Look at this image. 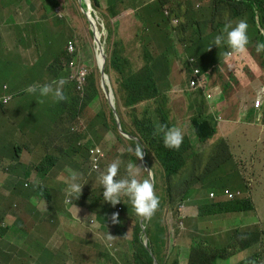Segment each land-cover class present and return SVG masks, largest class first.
<instances>
[{"label":"rangeland","instance_id":"rangeland-1","mask_svg":"<svg viewBox=\"0 0 264 264\" xmlns=\"http://www.w3.org/2000/svg\"><path fill=\"white\" fill-rule=\"evenodd\" d=\"M7 0H2L1 2H6ZM97 5L94 7L91 2L92 0H17L18 14L15 17V24L11 27H7L4 34H6L7 41H13L18 33L17 26L19 23L33 24L39 26V20L41 25L48 26L49 19L52 17L53 13H57L59 16H64L65 23H69V27L72 29L73 33L78 37L79 44H83L79 51L76 52L75 56H79L80 60L93 71L94 81L99 90V106L97 104L87 103L92 108V120L91 126L94 132H90L87 128L88 118L85 114H81L77 117V123L72 124L71 120H67L66 124L61 125L59 129V134H66L67 140L69 141V136L67 134L66 128L71 125V131L79 132L76 133L75 145L84 144L87 139H90V144L86 148V152L83 154L79 150H72L70 154L73 155L71 161L68 164H64L62 157H57L51 167L47 168L45 173L40 175L36 172L35 165L39 164L43 157H40L42 153V148L45 145V140H33L34 147L31 148L33 152V157H22L25 165L29 168L32 173L31 176L24 178V181L29 182L31 186L39 187L42 181L47 180L51 177L50 182L54 189H60V192L55 196L56 198H61L67 184L64 181V169L66 167L72 168L74 171L80 174L79 182L83 185V181L88 182L90 185V190L94 191L96 189L103 190L102 186L99 184L98 177L100 172L104 171L106 167L114 160H119L120 169L117 179L127 177V165L129 163L136 164L140 169L138 170L137 179L143 180L148 178L146 175V162L153 167L154 170V188L155 193L158 197H161L165 201V207L163 211H159L152 220L160 219L168 227L176 226L172 229V232L177 237V227L181 228L180 231H184V234L188 235V238H195L193 236L192 229H200V233L196 234L199 239L207 241L208 243L214 245L215 247L221 246L225 248L226 254L230 259V264H241L243 259L248 258L252 254L258 253V258L255 261L256 264H264V122L262 121V112H258L257 116L254 114L253 117H257L254 120H246L247 116L244 115L243 119H238L235 121L226 120L223 124H219L217 127L210 125L212 131H218L220 134L219 140H228L230 130L233 132L239 129L241 131L240 135L233 138L234 142H240V146L236 148L232 146L233 157H236L244 173L248 179H243L240 186L245 194L249 195L251 202L253 203V208L235 211L228 213H221L219 216H225L227 219L224 223L215 221L209 227H200L194 222H190L189 218L192 216L191 213L182 214L183 211H188V206H179L176 200L183 196L185 200H189L190 193L192 192V187L190 185H183L177 187L171 182L170 174L165 171H161L158 161L156 159V154L148 155L143 157V159H137L133 155V152H129V148L132 149V143L130 140L131 136L124 135L120 132V127L125 126L126 130L138 129L143 132L144 140L152 142L155 146L160 149L163 153L161 157H170L169 152L171 149H167L163 146L162 138L160 140H154L151 134L143 131L140 121L149 120L154 122V115L165 116L171 121L187 122L191 125V119L186 114L181 112V103H176L175 101L187 100L192 104L195 102L202 101L206 105V101L216 102L219 98L217 92L212 99L206 98V92L203 90L196 91L189 90L186 86L191 74L189 70V64L187 63V57H189L188 52L184 50L185 42L179 43L177 39V34L172 22L173 18H177L174 15H170V11L176 12L179 15L181 21L188 22L189 19H199L198 22L201 28L209 30L219 35L222 33V28L224 24L219 27V22H229L233 21L230 18V11L226 7L223 8L224 4L221 5V9H215V0H194L189 4H177L179 0H168L167 2L158 5L152 4L154 0H114L113 12L109 9V0H97ZM10 6V3H8ZM53 6V7H52ZM13 11H15L13 6H10ZM136 7V10L133 8ZM194 12H189L188 9L192 8ZM143 8H147L151 12L152 16L147 17L144 14ZM195 9L205 12V14L197 15ZM135 12L142 14V18H137ZM164 15V16H163ZM240 20H245L248 27V36H251V31L253 28L251 18L245 14L240 13L237 15ZM178 19V18H177ZM96 22V25L94 24ZM192 22H195L192 20ZM216 22V25L214 24ZM162 26V31L166 34V38L156 39L157 46L152 43H148L149 36H146L148 32L151 31L152 26H157L160 29ZM21 27V26H20ZM98 28L97 31L94 28ZM198 28V27H197ZM63 31L68 29L63 26ZM201 31V30H200ZM146 33V34H145ZM204 35L203 40L207 42L206 36H210L208 31H201ZM206 35V36H205ZM21 34H18V39L21 38ZM32 38L31 42L36 43V45L28 46L31 48L29 50H24L22 44H19L18 49L25 59L31 60L30 65L34 62H39L40 64H51L54 58V51L60 52L65 46L66 32H61L55 30L52 37V41L47 43L44 37H40V42L38 37L33 39L32 34H28ZM210 38V42L214 41V38ZM146 40L147 42H144ZM22 41V40H21ZM98 41H101L103 47V55L99 58L97 53ZM23 43V42H22ZM52 44V47H51ZM115 47L120 51L123 57L127 59L128 66L133 70H137L142 65L146 64L150 60L148 54L152 55V59H159L162 55L167 53V49H171L166 56L169 59V70L164 74L160 71V68L154 69V78L156 79V84L159 89L156 98L148 99L137 105L129 103L128 94L117 87L118 72L116 70H106L107 55L106 50L111 46ZM257 41L251 40V44L248 47L250 50L249 55L240 56V61L233 58H226L224 53L226 49H220L224 45L211 46V49L218 50L219 53L216 55V59L212 58V64L214 70L216 67L219 71L211 74L208 78L212 81L211 87L218 86L216 79L222 80L224 77H230L233 86L228 90H223V97L215 103L216 107L219 105L223 107V98L232 97L237 95L240 101L244 102L246 100L251 101L256 98L257 90L261 88L264 94V68L259 67V63L264 60V54L257 53L255 46ZM76 45L74 43H68L67 49L72 50ZM209 46V47H210ZM54 51H53V50ZM244 56V58H243ZM217 64V65H216ZM215 65V66H214ZM70 71V70H69ZM68 70L64 71L66 75ZM211 73V71H210ZM66 76L64 77V79ZM37 77L34 78L36 80ZM41 84L42 80L38 77ZM25 85V84H24ZM169 85L168 90L164 88ZM263 87V88H262ZM221 90L222 88L219 87ZM72 89V83L69 82V92ZM172 89L173 91H170ZM225 96V97H224ZM45 99V98H44ZM166 99V100H165ZM245 107V106H244ZM23 111H35V118L29 119L25 118L28 122L44 121L47 115L50 113L45 100L37 105L35 103L34 108L30 106L21 105L16 107L14 100L10 101L5 107L0 108V132L3 130L14 132L15 129L6 122V113H15V110ZM100 110V114L97 115V110ZM112 111V115L110 110ZM190 109V108H189ZM112 117L117 120V125L115 126ZM250 125V126H246ZM26 131V130H25ZM124 132V130L122 129ZM93 133V135H88ZM21 140H23L21 138ZM19 141V139H18ZM17 143L19 144V142ZM210 141L203 143L201 146L202 152L207 160L209 156L213 153L210 149ZM69 144H71L69 142ZM145 145V143H141ZM185 144H183L184 146ZM15 147V143H12ZM105 148L111 149L112 151H117L121 156H115L114 154L106 155L104 154ZM54 153V147H51ZM246 150H251L250 152L244 153ZM77 151V156H74ZM17 148L10 149V156H15L17 154ZM85 157L84 162L76 163L81 157ZM183 157L186 156L184 153H180ZM2 158L3 164L0 166V170L4 173L14 172L19 176L18 181H23L21 166H13L14 157H0ZM1 162V161H0ZM74 163V167L72 165ZM95 165V168L93 167ZM7 167V169H6ZM233 166L228 163L224 166V170L229 172L232 170ZM35 173V174H34ZM242 174V171H239ZM52 176H55L52 178ZM89 176V177H88ZM87 178V179H86ZM60 185V186H59ZM234 188V183L223 182L220 185V193L224 192L226 186ZM245 186L247 188H245ZM168 188L172 192L168 191ZM121 197L124 198L122 195ZM41 199L36 197L34 199L35 206L37 208H43L45 204L39 203ZM101 206L106 207V213L111 217L112 213L122 214L119 217L120 223L113 225H122L127 228L126 236L121 237L117 234H110L108 229H104L101 223L97 219V226L89 225L82 220L83 212L78 210L80 213V218L77 215L74 217L77 221L73 224L65 222L66 226L64 233L61 234V238L54 237L49 241H44L45 236L42 232H38V240L40 244H34L35 249H25L20 248L16 255H14L9 264H34L33 259L39 250L45 245L50 249L51 254L57 255V257L64 256V251L69 250L73 247L72 243L63 242L64 239H77L73 236H77L79 239L75 244H83L88 248V253H85L81 248L79 251L83 256L84 260L90 264H99L98 258L103 259L105 254L110 252L112 257H115L116 262L111 261V264H130V258L132 257V248L130 244L131 232L127 234L129 224L137 223V218H127V215L123 214L124 208L122 206H117L116 208L112 205L106 204V201H101ZM50 211L56 212L57 209L54 204H46V208ZM64 208L69 210V204H63ZM126 207L131 211L133 216H136L132 212L130 203H126ZM167 207V208H166ZM34 210V215L38 214V209ZM77 207L71 209V212H75ZM87 210H90L87 208ZM95 212V210H90ZM166 214L169 215L167 219ZM246 214H252L254 220L258 219L260 222H239V218L245 216ZM181 215V216H179ZM89 216H87L88 218ZM138 217V216H137ZM73 218V217H72ZM249 217L247 220H250ZM141 220V218H140ZM41 220H39L40 222ZM45 224L42 225L48 232H52L58 224V218L49 214L48 218L44 220ZM35 231H38L41 226L36 225L33 227ZM109 228V227H108ZM178 228V229H179ZM253 231H256L257 239L253 236ZM108 233L114 236L112 241H107L106 237ZM174 236V237H175ZM25 235L23 233L11 234L9 233L6 239H0V248L6 252V254H12L17 245L24 247L26 242L24 240ZM87 238V239H86ZM89 239V240H88ZM250 240L251 247L248 250L241 251L239 246L242 244L243 240ZM4 240V241H3ZM87 240V241H85ZM62 244L63 251H53V249ZM89 247L90 251L89 252ZM178 246L174 245L170 250L169 257L172 255L178 256ZM191 254L190 249L186 245H182L180 252L181 264H186L187 259ZM69 257L73 258L74 264H80V257L69 253ZM113 262V263H112ZM39 263V261L37 262ZM103 264H105L102 261ZM44 264H54L51 260L44 261ZM73 264V263H70ZM221 264H225L222 262Z\"/></svg>","mask_w":264,"mask_h":264},{"label":"trees","instance_id":"trees-1","mask_svg":"<svg viewBox=\"0 0 264 264\" xmlns=\"http://www.w3.org/2000/svg\"><path fill=\"white\" fill-rule=\"evenodd\" d=\"M0 0V108L5 107L10 101L14 100L16 107L21 105H26V101L31 95L37 105L41 103V101L46 102L47 108L49 110V114L44 119V121H38L36 123L28 122L25 119L24 111L16 109L15 113H6L7 119L6 122L10 124L15 131L9 132L3 130L0 132V154L6 148L11 140L23 138L26 136H31L34 140H50L54 147V160L57 157H62L63 163L68 164L71 161L72 156L70 151L79 150L81 153L86 152V148L90 144V139L88 138L84 144L75 145L76 141V133L79 131H69L71 125H69L66 130L69 136V141L67 140L66 134H59V129L63 124L67 123V120H71L72 124L77 123V117L81 114H85L88 118L87 128L90 132H94L91 126L92 120V108L87 103L97 104L99 106V90L94 81L93 71L90 70L88 74V78L86 83L81 87H76L72 85V89L69 92V81L68 90L63 89L64 94L67 97V100L64 102H55L51 95L47 97H41L38 94H29L24 89L30 85H34L37 81H39L38 77L42 80L43 83L53 80L55 78L61 76H67L64 74L65 70H68L67 63L65 59L73 60L76 54V51L80 49L77 47L79 44L78 37L73 33L72 29L69 27V23L66 24L64 20V16H59L57 13H53L52 17L49 19L48 26L41 25L39 20V26L33 25L31 23L24 25V23H19L17 26L18 33H16V37L13 38V41H7L6 28L9 26H13L15 24V17L18 14L17 9V0H7L6 2H1ZM168 0H154L152 4H161L167 2ZM194 0H179L177 4H189ZM98 2L97 0H92L91 4L95 7ZM216 2V10L221 9V5L224 4L223 8L226 7L228 11H230V18L233 21L229 22H219V27L223 24V28L227 24H231L235 26V24L240 21L237 17L240 13H245L251 18V22L253 25L251 36L254 38L249 39V44H251V40H255L257 42H264V0H215ZM10 6H13L15 11L11 9ZM115 1L109 0V9L113 12V6ZM53 7V6H52ZM144 14L149 17L152 16L151 12L147 10V8H143ZM189 12L193 13V7L188 9ZM197 15L205 14L203 11H199L195 9ZM137 18H142V14L139 12H135ZM170 15H174L178 18L176 24L173 25L175 28L177 39L179 43L185 42L184 50L188 52L190 57L195 59L196 65L201 67L204 71H208L210 69L211 74H214L216 71H219V68L216 67L214 70L210 67L212 64V58L216 59V55L219 53L218 50L209 49V46L213 44L210 42V38L215 36L214 32L201 28L198 23L199 19H189L191 21H181L178 13L170 11ZM206 15V14H205ZM164 16V15H163ZM207 17V15H206ZM208 18V17H207ZM195 21V22H192ZM216 25V22L214 23ZM221 25V26H220ZM21 26V27H20ZM65 26L68 30L63 31L62 27ZM198 27V28H197ZM222 28V30H223ZM160 29H157V26H152L150 32L146 34L149 36L148 43L158 45L156 39L166 38V34L162 31V26L160 25ZM55 30H59L61 32H66V40L65 46L60 52L54 51V58L51 64H40L39 62H34L30 65L31 60L25 59L22 57L21 52L18 49V45L22 44V48L26 50L28 46L36 45V43H32V38L28 36L29 33L32 34L33 39L38 37L40 42V37H44L47 43L50 44L52 41V37L55 33ZM208 31L210 36H206L207 42L203 40L204 35L201 31ZM221 30V31H222ZM18 34H21V38L18 39ZM22 40V41H21ZM23 42V43H22ZM144 42H147L144 40ZM74 43L76 46L72 50L67 49V44ZM214 46V45H213ZM52 47V44H51ZM167 53L162 55L159 59H152V55L148 54L150 60L146 62V64L142 65L137 70H133L130 66H128L127 59L122 56L119 50L116 49V46L113 47L112 44L107 50L108 58L106 63V70H116L118 72L117 82L120 89L124 90L129 96V103L131 104H139L140 102L149 99L156 98L158 95L159 89L156 84V79L154 78V69L160 68V71L164 74L167 70H169V59L166 58L168 53L172 51L171 49H167ZM220 49H226V46L221 47ZM214 54H216L214 56ZM264 54V52H263ZM75 63L78 65H85L80 58L78 57L75 60ZM217 65V64H216ZM215 66V65H214ZM262 66L264 68V60L262 61ZM37 77L36 80L34 78ZM29 82V85H26ZM25 85H24V84ZM51 83V82H48ZM218 87H221L222 90H228L233 86V83L230 77H224L222 80L216 79L214 82ZM47 84V83H46ZM169 85H167L164 90H168ZM170 91H173L170 89ZM10 97V99L5 102V98ZM225 97V96H224ZM45 98V99H44ZM166 100V99H165ZM236 98L233 95L232 97L223 98V116L228 119H235L236 116L232 114V108H236L237 103H235ZM176 103H181L180 107L182 108L181 112L186 114L191 118V122L194 124L196 131L204 138L205 140L212 138L217 131H212L210 125L216 127V121L214 118H211V122L209 119L204 118L201 120V114L197 113L200 108H207V105L199 101L192 104L187 100L175 101ZM32 102H30L31 104ZM207 103V102H206ZM235 103V104H234ZM190 108V109H189ZM101 112L98 109L96 114L99 115ZM252 113L250 116H252ZM263 122H264V111H263ZM143 131L152 133L153 129L149 128L145 124L142 125ZM26 130V131H25ZM81 136V132H79ZM88 135H93V133H89ZM69 142L71 144H69ZM150 148L154 151L159 157L161 165L163 166L161 171H165L170 174L171 182H180L185 180L187 175L190 172L196 171L197 169H201L203 167V162H207L204 159V154L194 153L193 157H188L187 159L181 160L179 162H173L170 159L177 154H171V157H161L162 151H159L152 142H150ZM104 154L110 155L114 154L115 156L120 157L121 155L117 151H112L111 149L105 148ZM210 149L213 154L207 164V169L222 167L224 161L228 160L234 153L229 149V145L227 141L218 140L211 143ZM74 156H77V151ZM3 157V156H0ZM16 158V156H15ZM50 158V157H49ZM85 157H81L76 163L84 162ZM20 163H24L23 160L17 158ZM2 161V158H0ZM1 163V162H0ZM74 167V163H72ZM51 164H49V168ZM55 176H52L54 178ZM89 177V176H88ZM225 179L227 176L224 175ZM87 179V178H86ZM51 177H48L47 180L42 181L39 184L38 190L36 194H21L19 192V185L17 183L7 182L5 173L0 170V185L4 184L8 188V194H0V239L11 234L23 233L25 235V240L28 243H39L37 238V233L40 231L41 234L45 237L52 232H48L42 225L45 224L44 220H46L49 214H52L56 218H60L61 216H69V223L73 224L77 220L74 218L77 213L79 218L80 213L78 210L83 212L82 220L89 225L97 226V219L101 223L104 229H108L111 221V217L105 211L106 207L98 204L99 196L102 195L103 190L96 189L94 191L90 190V185L87 180L83 181V188L81 195L78 199H73L72 204H69V210L63 207L65 201V193H63L61 198H56L55 196L60 192V189H54L50 187L52 183L50 182ZM242 182V181H241ZM60 186V185H59ZM245 188H247L245 186ZM41 199L39 203L45 204L43 208H37L34 203V199L38 197ZM121 202L116 205L122 206L124 208L123 214H132L131 211L126 207V203H130L126 196L120 197ZM159 208L158 210L163 211L164 203L163 199L159 198ZM233 202H238L241 206L247 207L251 200L247 198H235ZM54 204L57 211L52 212L47 207L46 204ZM77 210L75 212H71V209L75 206ZM131 205V204H130ZM38 209V214L34 215V210ZM95 210L92 212L90 210ZM132 208V206H131ZM132 212L135 214L133 208ZM122 214L119 215L121 217ZM133 215V214H132ZM87 216H89L87 218ZM167 219H169V215L166 214ZM73 217V218H72ZM118 217V218H119ZM97 218V219H96ZM39 220H41L39 222ZM193 222V221H192ZM41 226L38 231H35L33 227L36 225ZM116 234L118 236L124 237L126 236L127 228L122 225H116ZM128 231L131 232V248L133 251L131 264H153L152 255L146 249V247L142 244L140 240V232L141 227L140 223L135 224L132 228H128ZM147 233L149 236V245L156 255L160 264H180L177 255H172L168 257L167 250L165 249L166 245V227L160 221H154L148 224ZM73 238L77 239V236H73ZM87 239V238H86ZM89 240V239H88ZM4 241V240H3ZM73 239H64L63 242H69L73 244V247L67 251H64V256L57 257L55 254H51L48 246H43L39 252L35 255L33 262L34 264H44V261L51 260L54 264H74L73 258L69 257V253L80 257V264H90L85 261L83 256L81 255L79 248H81L85 253H88V248L83 244H75L77 242ZM87 241V240H85ZM226 249L219 246L215 247L207 242L202 240H194L191 246V254L189 256L188 264H221L224 262L225 264H230V259L226 254ZM53 251H63L62 244L56 246ZM1 254L5 258H12L13 254H6V252L0 249ZM89 252L90 247H89ZM116 262L115 257H112L110 252L105 254L102 261L105 264H111V261ZM39 261V263H37ZM100 258H98V263L103 264ZM113 263V262H112ZM120 264V263H119Z\"/></svg>","mask_w":264,"mask_h":264},{"label":"clouds","instance_id":"clouds-1","mask_svg":"<svg viewBox=\"0 0 264 264\" xmlns=\"http://www.w3.org/2000/svg\"><path fill=\"white\" fill-rule=\"evenodd\" d=\"M215 7H216V2H215ZM136 9H137L136 7L133 8V10H136ZM177 21H178L177 18L172 19V22L175 24L177 23ZM248 27L249 25L245 20L238 21L235 24V26H232L231 24H227L223 28L222 33L215 36L212 45H215L218 48L222 45L226 46V48L228 49L224 53V56L226 58H233L235 60L240 61L241 59L240 56L242 55L246 54V55L251 56L250 50H248V47H247L249 44ZM82 45L83 44H80L79 46L77 45V47L80 49ZM211 46L209 47V49L211 48ZM29 49L31 48H27L26 50H29ZM255 50L258 54L264 52V42L263 43L257 42L255 46ZM97 53H98L99 58L104 53L101 41H98ZM105 53L108 58L107 50L105 51ZM78 57L79 56H74L73 60L65 59V62L67 63V66H68V73L65 79H64V76H61L53 80H49L42 84L40 81H37L34 85H30L24 90L28 92L29 94H38L41 97H47L51 95L55 102L66 101L67 97L64 94L63 89L65 88L66 90H68L67 82L68 81L71 82L72 85H75L76 87L78 86L81 87L82 85L86 83L89 71L91 70L86 65L76 64L75 60ZM189 58H193V57H190V56L187 57V63L189 64V67H190L189 70H191V74H192L193 68H199L201 71V74L204 75L206 82L203 87H198L197 89H191L189 86V83H187L186 87L191 91H196V93H198V90L205 91L207 99L214 98L215 96L214 93L217 92L219 95L218 100L221 99L223 97V90H221L218 86L211 87L212 81L208 78L211 75L210 69L208 71H204L201 67L196 65L194 58L192 62L189 61ZM260 66H262V61L259 63V67ZM48 82H51V83H48ZM26 85H29V82ZM117 87H119L118 83H117ZM209 94L210 96H208ZM259 95H261L263 98V105L260 108H257L255 107V101ZM235 98H236L235 103H237V106L236 108H232V114L236 116L235 119H228L225 116H223L224 108L220 107L219 105H217L216 107L215 105V103H217L218 100L216 102L205 100L207 102V108L205 107L200 108L195 115L200 113L201 120L206 118V119H209L210 121L211 118H214L216 121V127H217L219 124H223L226 120L235 121L238 119H243L244 115L247 116L246 120H250L251 118H254L253 117L254 114L257 116V113L259 111L262 113L264 111V94L262 93L261 88L257 90L256 98L253 100V103H251L250 105L247 100L242 102L240 101L239 98L237 97ZM8 99H10V97H6L5 102H7ZM30 102L32 103L30 104ZM35 103H36L35 99L31 95H29L25 106H30L34 108ZM134 105H137V104H134ZM251 112H253L252 116H250ZM110 113L112 115L111 110H110ZM24 116L25 118H29V119L35 118L36 117L35 111L33 110L24 111ZM154 119H155L154 122L153 120L149 122V120L147 119L140 121V124L138 125L141 126L142 128V125L145 124L149 128L153 129L152 133H148V132L146 133L151 134L154 140H160L162 138L163 146L167 149H171L170 151H164V152H169L170 155L177 154V153L186 154L185 157H183L180 154H177L176 156L172 157L170 160L173 161L174 163L187 159L188 157H193L194 153H198V155L203 153L201 149L203 142L207 143L208 141H212L211 139L214 137L213 136L212 138L207 139V140L202 138V136L196 131L194 124L192 122H191L192 123L191 125H188L187 122L176 123L175 121H173V119L169 121L167 117L158 116V115H154ZM112 120L116 126L117 120L114 119V117H112ZM29 122L35 123V122H32V120H30ZM125 128H126L125 126H122V129L124 130L123 132L120 127V132L123 133L124 135L128 134L131 136V139H128L132 143V149L129 148V152H133V155L131 156H136L137 159L142 160L143 157H147L148 155H154V151L150 148V142L144 140V134L142 131L138 129L126 130ZM217 133L218 135L213 139L214 141H218L219 138L221 137L218 131L215 134ZM18 139L11 140L9 144L6 146V148L3 150V152L0 154V156L14 157L13 166H21L23 168V171H22L23 181H18L19 176L14 172L5 173L6 180L7 182L17 183L19 185L18 193L36 194L38 187L31 186L29 182H27L26 184V182L24 181V178L27 176H31L32 173L30 172L27 165H25V162L20 163L17 160V158H20L22 160V157H33V152L31 148L34 147V142L31 136L23 137L22 138L23 140H21V138H18ZM17 141L19 142V144L17 143ZM226 141L229 145V149L232 151V146L234 145H232L228 140ZM12 143H15V147L12 146ZM141 143H145V145H141ZM183 144L185 145L183 146ZM153 145L155 146L154 143ZM51 147H53L52 142L50 140H45V145L43 146L42 153L40 155V157H43V159L39 164L35 165L36 172L39 173L40 175L45 173L46 169L49 167V164L54 163V153L51 150ZM11 148L12 149L17 148L18 153L15 154L16 158L15 156H10L9 150ZM158 150L161 151L160 149ZM211 155L209 156L210 158H211ZM210 158H208L207 162H203V167L201 169H197L196 171L190 172L185 178V180L173 183L174 186L177 185V187L183 186V185H190L192 187V192L190 193L189 200H185L183 196H180L176 200V202L179 206L189 207L188 211H183L182 214L191 213L192 216L189 218L190 222L193 221L200 227H209L215 221L224 223L227 218L225 216H219V214L221 213L243 211V210L253 208L252 202L247 207L241 206L238 202H233V200L236 197L250 199L249 195L245 194L242 191L241 186H240L241 181L243 179H248V177L246 176L243 169L241 168V165L239 164L237 158L231 156L228 160L224 161L222 167L219 166L218 168L208 170L207 164ZM156 159L158 161L160 168L162 169L163 166L161 165L158 158ZM204 159H205V156H204ZM120 163L121 162L118 159L114 160L106 167L104 171L100 172L98 181H99V184L103 188V193L101 196L98 197L99 198L98 204H101V201L104 200L106 201V204L112 205L113 207L116 208V205L121 202L120 197L122 195L128 198L136 216H133L132 214L131 215L126 214L127 218H137L138 219L137 223H140V227H141L140 240L142 244L146 247V249L149 251V253L152 255L153 264H160V263L149 245V236L147 233V227L149 223H152L154 221L162 222L166 227L165 249L167 250L168 257H169L170 250L173 248V246L174 245L178 246L179 252H178L177 258L179 259V262L181 264L180 252H181L182 245H186L187 248L190 249L191 251V246H192L193 241L196 239L202 240V239H199L198 236H196V234L200 233V229H196V230L192 229L191 232H193V236L195 238H188V235L184 234V231H180L181 228L177 227V237H176L174 233L172 232V229H175L176 226L168 227V225H166L160 219H154L151 221V219H153V217L156 214H158L160 211L158 210V208H159V203H160L159 198H161V197H158L155 193V188H154V183H153V179H154L153 167L150 166L148 162H146V175L148 176V178L140 180V179H137L138 170L140 168L137 167L136 164L134 165L133 163H129L126 169L127 177L117 179L119 169H120ZM228 163H231L233 168L229 172H226L224 170V166ZM2 164H3V161H1L0 166H2ZM93 167L95 168V165H93ZM239 171H242V174H240ZM64 173L66 175H64L63 178H64L65 183L67 184V187L65 189L64 203L72 204L73 199L76 200L80 197L82 188L84 185H82L79 182L80 174L74 171L72 168L66 167L64 169ZM224 175L227 176V179H225ZM223 182H227V183L232 182L234 183L235 186L234 188H232L227 185L224 188V192L220 193V185ZM168 191L171 194L174 192V190L171 192L169 188H168ZM0 194H5V195L8 194V188L6 185L4 184L0 185ZM163 203H164V206H166L164 200H163ZM118 217H119V213H112L111 221L113 224L120 223ZM249 217H251V219L247 220ZM68 219H69V216H66V215L58 218L57 226L52 231V234L49 235V237L48 236L45 237L44 241H49L53 239L54 237L63 239L60 237L61 236L60 233H64V229L66 226L65 222H67ZM239 222L240 223L242 222L250 223V222H260V221L258 219L254 220L252 214H246L245 216L239 218ZM112 223H110L108 231L110 234L115 235L116 225H113ZM137 223H130L129 228H132ZM109 233L106 239L107 241H112L114 239V236L110 235ZM128 233L130 232L128 231L127 234ZM253 236H255V238L257 239L256 231H253ZM37 238L39 237L37 236ZM131 239L132 238L130 237V244H131ZM25 242H26V245L24 247H20L19 245H17L16 250L13 252L14 255L17 254L20 248H25V249H35L36 248L34 247V244L36 243L31 244V243H28L26 240ZM204 242H207V241H204ZM40 243L41 242L39 241V243L37 244H40ZM250 247H251V241L245 239L242 241V244L239 246V249L241 251H245V250L250 249ZM257 258H258V253L252 254L248 258L243 259L241 264H256L255 261L257 260ZM188 259H187L186 264H188L189 262ZM10 260L11 258H5L0 252V264H9ZM131 260H132V257L130 258V261ZM155 260H156V263H155Z\"/></svg>","mask_w":264,"mask_h":264},{"label":"built area","instance_id":"built-area-1","mask_svg":"<svg viewBox=\"0 0 264 264\" xmlns=\"http://www.w3.org/2000/svg\"><path fill=\"white\" fill-rule=\"evenodd\" d=\"M189 61L192 62L193 58H189ZM205 77L201 74L199 68H193L192 74L189 77V86L191 89H197L198 87H203L205 84ZM210 96V94L208 95ZM263 105V98L259 95L255 101V107L260 108Z\"/></svg>","mask_w":264,"mask_h":264},{"label":"crops","instance_id":"crops-1","mask_svg":"<svg viewBox=\"0 0 264 264\" xmlns=\"http://www.w3.org/2000/svg\"><path fill=\"white\" fill-rule=\"evenodd\" d=\"M218 94V93H217ZM235 97H237V95L235 94L234 95ZM238 98V97H237ZM248 101V100H247ZM248 103H249V105L251 104V101H248ZM256 119H257V117H255ZM255 118H251L250 120H254ZM262 121H263V113H262ZM246 126H250V125H246ZM240 133H241V131L239 130V129H237V131H235V132H233V130L231 129L230 130V133H229V136H228V141L232 144V145H234L235 147H237V146H240V142H234L232 139L233 138H235V137H237L238 135H240ZM218 135V133L217 134H215L214 135V137L211 139L212 141H210V142H215L213 139L216 137ZM207 142V141H206ZM204 143V142H203ZM251 150H246L244 153H247V152H250Z\"/></svg>","mask_w":264,"mask_h":264},{"label":"bare ground","instance_id":"bare-ground-1","mask_svg":"<svg viewBox=\"0 0 264 264\" xmlns=\"http://www.w3.org/2000/svg\"><path fill=\"white\" fill-rule=\"evenodd\" d=\"M94 24L96 25V22H95ZM94 29L97 31V35H98V33H99V32H98V28L95 27Z\"/></svg>","mask_w":264,"mask_h":264},{"label":"water","instance_id":"water-1","mask_svg":"<svg viewBox=\"0 0 264 264\" xmlns=\"http://www.w3.org/2000/svg\"><path fill=\"white\" fill-rule=\"evenodd\" d=\"M146 244V243H145ZM155 263H156V260H155Z\"/></svg>","mask_w":264,"mask_h":264}]
</instances>
